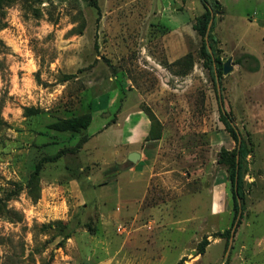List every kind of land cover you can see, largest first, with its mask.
<instances>
[{
	"label": "rangeland",
	"instance_id": "obj_1",
	"mask_svg": "<svg viewBox=\"0 0 264 264\" xmlns=\"http://www.w3.org/2000/svg\"><path fill=\"white\" fill-rule=\"evenodd\" d=\"M218 1L203 36L202 0H0V264H264V0ZM91 105L77 134L48 127ZM221 107L247 152L235 226ZM137 111L154 119L128 164L94 134Z\"/></svg>",
	"mask_w": 264,
	"mask_h": 264
},
{
	"label": "trees",
	"instance_id": "obj_2",
	"mask_svg": "<svg viewBox=\"0 0 264 264\" xmlns=\"http://www.w3.org/2000/svg\"><path fill=\"white\" fill-rule=\"evenodd\" d=\"M85 1L97 8L96 0H85ZM202 6H203V12L200 15L196 16L195 22L193 23V28L197 32H199L201 35L204 36L206 32L208 33L207 24L211 18V14L216 13V12L223 13L224 9L220 5L218 0H202ZM213 25H214V22L212 20L210 27H213ZM202 53H203L204 59H206L209 63H211L212 72L214 74L217 73L219 77L220 76L219 74L221 73L220 70L223 68L221 62H219L218 58H214L213 61H215L216 64L214 66L212 65V56L207 50V47L205 45L202 46ZM243 59H247L249 61L251 60V62L253 63V65L248 66L250 70L255 71L258 69V60L256 56L250 53H243L238 58V62L241 63ZM185 60L187 61L186 69L189 70L193 66L192 56H191V53L189 52L173 60L172 63L180 64ZM23 112L25 116H29V115H37L41 112V110L33 106H24ZM149 117H150V121L151 119H154L152 114H149ZM90 120H91V113L90 114L86 113L83 115H79L77 117H70V118L58 119L56 121H52L48 124V127L51 129H54L55 131H68L70 134L75 135L81 130L86 129ZM220 120L222 121L226 130L228 131V133L230 134V136L233 138L235 142L234 150L231 152L223 151L221 154V158H220L222 161H225L227 163L228 179L230 180L231 186L234 189V196H233L234 218H233L231 226L233 224L235 226L239 224L240 218L242 217L241 206L239 207L237 198L240 200V202L243 201V197L241 193L242 175L240 172V168H241V162L245 158L247 152H246L244 141L242 140L237 128L233 124L230 114L226 112L222 107L220 108ZM150 135H151V124L149 127L148 134L146 135L145 138L147 139V137H149ZM38 169H39V164L35 166L34 173H37ZM239 208H240V215L238 216L237 214H238ZM232 229H233V234H234L236 228L233 227ZM222 234L226 235L227 239H229V237L231 236L230 228L222 232ZM232 240H233V236H232ZM207 243L208 242L206 240L199 242L196 248V253H203L204 246ZM227 243H228V240L225 244L227 245ZM224 264H227L226 261H224Z\"/></svg>",
	"mask_w": 264,
	"mask_h": 264
},
{
	"label": "crops",
	"instance_id": "obj_3",
	"mask_svg": "<svg viewBox=\"0 0 264 264\" xmlns=\"http://www.w3.org/2000/svg\"><path fill=\"white\" fill-rule=\"evenodd\" d=\"M99 112V110H95L91 105V119L94 118V114ZM91 121V120H90ZM125 124H122L121 117H117L115 120H103L96 133L94 135H104V137H107L108 140L112 142H117V136L120 135L122 138L119 137V141H121L122 144H125L127 148L125 149L124 153L126 154V161H127V155L131 151H136L134 148H136V145L140 144L146 137L149 131L150 127V121L146 114L143 111H137L134 113H131L128 118L123 120ZM87 128V127H86ZM114 129V130H113ZM113 131V132H112ZM108 133V134H107ZM90 137L87 138L85 144L86 147H90L96 149V144L90 146ZM85 147V145H84ZM139 153L140 152L136 151ZM78 158L77 164L83 165L82 161H84V154L83 150H81L77 155ZM119 168L116 167L115 171H118ZM216 203L214 202V206Z\"/></svg>",
	"mask_w": 264,
	"mask_h": 264
},
{
	"label": "water",
	"instance_id": "obj_4",
	"mask_svg": "<svg viewBox=\"0 0 264 264\" xmlns=\"http://www.w3.org/2000/svg\"><path fill=\"white\" fill-rule=\"evenodd\" d=\"M211 21H212V15H211V18H210V20L208 22V25H207V31H208V28L210 26ZM206 34H207V32H206ZM228 63H229V59L226 62L223 63V73H226L227 71H229L231 69V66L228 65ZM216 81H217V77H216ZM217 90H218V96H219L220 95V91H219V87L218 86H217ZM219 100H220V98H219ZM137 157H139V153L138 152H136V151L129 152L128 155H127V163L130 164L131 162L135 161ZM237 200H238V205L240 207V201H239L238 198H237ZM237 215L238 216L240 215V208H239V211H238ZM232 236H233V229L231 230V236L229 238V242H228V246H227V249H226L225 257L227 256V254L229 252L230 245H231V242H232Z\"/></svg>",
	"mask_w": 264,
	"mask_h": 264
}]
</instances>
